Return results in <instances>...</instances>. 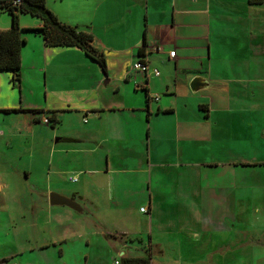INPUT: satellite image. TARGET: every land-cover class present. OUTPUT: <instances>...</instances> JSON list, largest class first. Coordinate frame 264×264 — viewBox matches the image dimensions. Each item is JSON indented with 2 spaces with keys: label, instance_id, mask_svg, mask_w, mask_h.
Segmentation results:
<instances>
[{
  "label": "crops",
  "instance_id": "obj_1",
  "mask_svg": "<svg viewBox=\"0 0 264 264\" xmlns=\"http://www.w3.org/2000/svg\"><path fill=\"white\" fill-rule=\"evenodd\" d=\"M46 1L60 19L70 24L94 23L102 7L111 2V6L104 8L106 17L103 24L108 29L114 22L123 23L120 32H118L121 39L115 40L111 37L114 40L111 41L110 36L109 39H104L102 35H99L100 38L94 35L93 44L107 54L109 58L108 68L115 64L118 69L115 73H110L109 70L105 72L100 63L78 45H51L46 43L40 31L28 28L41 26L43 24L42 18L32 15L36 16L37 20H30L21 16L20 24L24 27L22 36L27 39L22 44L21 49V69L28 61L32 64V69L41 72L43 69L47 78L51 71L49 55L72 53L81 59L84 65L93 69V82L88 87L84 97L70 101L59 99L55 91H50L47 86L44 87L41 83L39 88L27 87L24 82L21 83V79L14 82L12 80L13 71L1 69L0 156L7 147L18 146V148L26 149L31 146L33 148L34 140L31 143V137L35 138L39 125L46 123L43 120L46 116L45 111L16 110L14 108L58 109V117L60 111L77 110L84 115L88 122L93 120L91 130L98 131L99 136L93 139L97 146L90 149L95 153H98L99 149L105 150L104 156L106 157L103 156V160L106 159V162L102 167L80 169V173L75 174L78 176L77 180L70 178V181L82 180L74 189L75 192L91 197L87 191L91 184L109 182L113 192L108 198V206L112 204L117 206L116 209L122 207L125 211H129L130 207L127 205L126 197L129 188H124L123 183L117 182L116 173L120 171V168L116 167L117 154H113L112 151L115 148L118 150L130 138H133L131 142L139 140L140 137L131 135L132 126L136 124V126L142 127L140 140H144L142 137L146 133L147 144L150 146V151L153 147V152L154 150L164 152L169 148L173 151L174 149L170 147L172 140L174 143L188 144L190 149H177L180 158L174 163L160 162L157 166L145 167L146 171L143 170L147 174L144 175L143 184L147 185L146 187L150 190V197L147 198L146 196L144 199L141 197V200L136 202V206L139 211L148 214L150 230L143 215L134 221L126 217L124 222L117 223L122 218L119 217L117 221L113 222L117 231L138 232L142 236L144 233L149 234L153 251L161 254L169 252L174 254L171 262L161 264H210L205 260L212 253L218 252L217 250L223 251V247L227 246L225 243L228 241L225 239L232 231L233 225L236 224L230 225L229 218L237 222L240 217L245 216L246 190L243 178L239 182V177L235 175L238 166L242 163L264 164V149L262 148V144L264 145V3L251 4L248 0ZM71 10H74L73 13H75L73 17L70 16ZM143 14L145 15L143 33V23L139 25V20H136V28L131 29V20L134 17L139 19ZM7 27L10 25H7L5 20L4 23H0V28ZM108 32L107 30L106 33ZM25 34L32 35L25 36ZM145 40H147V45L144 48L145 54L141 55L139 49L142 45L144 46ZM37 50L39 53L37 52L36 55ZM171 50H176L175 55L170 54ZM154 56L161 59L168 56L170 59H176V61L178 58L180 62L191 60L193 65L187 72L185 68L183 69L181 80L177 76L173 77L174 83L172 84V81L153 71V64L150 63ZM42 57L46 58L45 63L43 66L36 67L35 64ZM133 59L137 61L139 59L147 60L150 69L146 78L144 76L138 77L143 73L133 68L135 63L131 65ZM94 62L99 63L101 70L97 66L98 64H94ZM111 62L114 64L112 65ZM201 70H204L202 75L208 78L212 75L215 79H209L217 84V86L205 88L207 90L203 93L202 99L196 100L198 104L208 103L205 112L208 116L205 119L198 111L197 103L193 105L194 113L185 115L178 109V106L172 103L173 98L171 96V93L178 92L177 88L181 90L182 94L189 96L190 81L193 76L200 74ZM41 72L38 73L41 75ZM108 75H110L108 82L112 83V87L118 93L124 92L123 95H127L126 99L120 100L116 96L113 97L110 94L109 86H103L104 78L108 79ZM183 81L186 82L183 83ZM182 83L183 86L181 87ZM144 86L149 89L150 99L143 89ZM217 87L221 90H215ZM140 90L145 91V93ZM155 90H163L165 96L160 100H155ZM138 92L142 93L140 100L138 96H135ZM42 96L44 103L34 101L38 97L42 98ZM188 102L190 103V101ZM164 112L172 113L175 118L174 130L170 133H165L160 129L159 119ZM170 117L164 120L170 119ZM147 120L150 122V126L145 130L144 126ZM156 122H158L157 126L155 125ZM63 138L64 136L61 137V140ZM65 138L81 140L79 137ZM56 141L58 142V139ZM233 142L236 144L240 142L242 146L239 148ZM244 142H248V146ZM69 149L85 150L83 147L60 148L56 145L51 148L50 165L47 170L51 182L50 188L57 190H60L58 188H66L63 185V180L66 177L60 181L63 178L60 175L63 176L62 169L64 167H54L53 163ZM193 154L198 155V157L192 156ZM2 168L0 165V190L6 186L7 188H11V186L17 188L18 183H21L19 179L23 172L26 173L27 178H30L33 172L27 167H22L23 170L16 167L14 169L11 166ZM164 173L171 174V177L166 178ZM89 174L91 176H88ZM154 174H156L155 183H153ZM170 179H172L171 182H169ZM148 183H150L149 187ZM251 185L254 190L260 188V184L256 188L253 184ZM154 187L156 193L161 188L166 187L171 192L166 199H161L156 194L153 210ZM42 191L39 202V199L37 202L32 200L31 209H35L36 213L28 222L29 224L26 223V231L20 228L16 230L21 224L20 218L25 219V213L19 209L18 221L12 228L14 233L22 234L21 232H24L23 234H27L30 227H35L37 231L42 232L43 229L38 222L39 213L50 214L49 216L57 214L64 217L65 221L75 217L70 209L53 208L49 194L45 195L48 190ZM60 192L66 191L60 190ZM67 193L75 197L74 194ZM91 199L94 202L97 201L92 197ZM166 202L172 206L170 215L161 213L160 205ZM7 204V199H2L0 210L5 209ZM142 206H146L148 210H142ZM38 210L39 212H37ZM177 220L186 223L178 225ZM47 221L51 222L52 228H55L58 235L42 241L38 248L44 252H46L47 246L66 241L62 233L64 230L68 231V227H65L67 224L62 226L63 224H58L53 217ZM155 222L162 226L159 229L165 233L159 232ZM168 225L171 227H167ZM59 226L61 229L58 231ZM235 226L238 227L239 224L237 223ZM106 240L110 244L109 239ZM114 240L110 244L112 247L109 245L110 248H114L119 254L123 251L124 253L128 252L129 248L122 246L116 239ZM14 241L17 249L12 253L19 254L20 240L15 238ZM34 249L36 247H32L31 251ZM20 250L21 252L24 251ZM59 252L61 255L64 254L63 247L60 248ZM239 252L244 254V251L240 250ZM251 252H259V250L253 248L249 251V253ZM142 253L141 250H138L136 254ZM88 258L87 254L83 258V264H89ZM9 259L10 255L0 256V262ZM46 262L49 264L48 254ZM25 264L39 263L35 260L26 261ZM215 264L227 263L217 260Z\"/></svg>",
  "mask_w": 264,
  "mask_h": 264
},
{
  "label": "rangeland",
  "instance_id": "obj_2",
  "mask_svg": "<svg viewBox=\"0 0 264 264\" xmlns=\"http://www.w3.org/2000/svg\"><path fill=\"white\" fill-rule=\"evenodd\" d=\"M111 4V2H108V5H104L102 7V10L99 12L98 17L94 23H81L79 25L80 28L92 30L94 35H97V37L99 38V35H102L104 39L110 36L111 41H114L112 40V38L115 40H120L121 35L118 32H120L123 23L114 22L111 26L108 27V29H106L105 25L103 24L106 17L104 8L106 6H111ZM70 12V16L73 17V14H75L73 13L74 10H71ZM21 16L30 20H37V17L32 16V14L30 13H21L20 17ZM11 18L12 16L9 12H2L0 15V23H4L5 20V23L11 26ZM136 20H139V25L143 23V33V29L145 28V15L143 14L141 17H139V19H137V17H134L131 20V29L136 28ZM126 28L129 27L126 26ZM107 30L109 31V35L108 33H106ZM26 35L32 34H25V36ZM40 38L43 37L40 36ZM37 52L39 53V50L35 52L36 55ZM87 58L92 61L89 56H87ZM45 59V57L39 58L37 63L35 64L36 67L43 66V64L45 63ZM108 59L109 58L107 56V62ZM134 59L131 62V65L135 61H137ZM48 60L51 61V71L47 75V78L46 73L43 71V69L42 72L34 70L31 68L32 64L26 61L24 67L21 69V83L24 82L25 86L27 87L32 86L39 88L41 87V83L44 87L47 86L50 91H55L56 96L59 99L63 100L68 99L70 101H75L86 95L88 87L91 86L93 82L92 68L84 65L81 59L77 58V56L72 53H58L55 55H49ZM177 60L178 61H176V59H170L168 56L165 59L154 56V59L150 64H153V68H158L160 70V75L172 81L173 84V77L177 76L178 79L181 80V73L184 71L183 69L185 68V71L187 72L192 68L193 65V62L191 60H185L184 62H180L178 58ZM111 63L112 65L114 64L113 62ZM94 64H98L97 66L100 68L98 62H94ZM38 68L40 69V67ZM117 69L118 67L115 64L114 66H110L108 68L110 73H115ZM38 72H41V75ZM202 72H204V70H201V72L199 73L203 74ZM152 75H150L151 78ZM22 76L24 77V79ZM143 76L144 75L140 74L138 77L141 78ZM107 78H110V75H108ZM209 78L212 80L215 79L212 75ZM185 82L183 81V83ZM183 83L181 84V87L183 86ZM103 86H109L110 94L113 97L116 96L120 100L127 98V95H123L124 92L118 93L117 90L112 87L111 82H106V78H104ZM210 89L212 90L213 88ZM218 89L221 90V88L219 87H217V89L215 90ZM205 90L207 89L199 91H193L191 89L189 91V96L188 94L186 96L185 94H182L181 90L177 88L178 92L171 93V96L173 98L172 103L178 106V109L184 112L185 115L189 113L193 114L195 110L193 105L197 103L196 100L202 99ZM140 91L142 93H145V91L143 90ZM142 93L138 92L135 96H138L140 100V98L142 97ZM155 93V100H160L165 96L163 90H155ZM156 95H158V98H156ZM43 100L44 98L42 96V98L38 97V99L34 101L44 103ZM188 101H190V103ZM198 108V111L203 116L202 118L205 119V117L208 116V114L205 113L206 109L208 108V103H200L198 104ZM59 114V118L61 119V121L57 123L56 126H53L49 123H43V125H39L35 138L33 136L31 137V143L34 140L33 148H31V146L30 148L26 149L22 147L18 148V146L12 148L7 147L0 156V165L3 168L11 166L14 167V169L16 167L19 170H23L22 167H27L28 169H31L33 171L30 178H27L26 173L22 171L23 175H21L19 179L21 183H18L17 188H14V186H11V188H7L6 186L2 188L3 190H0V202L4 198L7 199L8 202L6 208L0 210V256L6 257L7 255H10L9 260L0 262V264H14L18 262L25 264L26 261L32 262L35 260L39 264H47V254L49 255V264H83V258L87 254L89 257V264H114L115 259L120 255L117 250H115L114 248H110V246L112 247V245L110 244L115 241L114 239L120 242L122 246H126L127 248H129L128 252L130 253H137L138 250H141L142 252L147 251L146 246L148 247L149 244H151V237L149 234L144 233L143 236L138 232H124L125 234H122L123 232L115 230L116 226L113 221H117L119 217L122 218L118 220L117 223L124 222L126 217L134 221L136 218L143 215V217L146 219V225L150 230V220L147 216L148 214H146V212L144 213L139 211L138 207L136 206V202L141 200V197L143 199L146 196L147 198L150 197V190L146 187L147 185L143 184L144 175H147L143 172V170L146 171L145 167H151L153 165L157 166L160 162L174 163L175 161H177V159L180 158L179 154L177 153V149H190L191 147L185 143H174V140H172V143H170V147L174 149L173 151L169 148L164 152L155 150L153 152V147L152 151H150V146L147 144L148 139L146 133H144L142 137L144 140H140L142 136L140 134L142 127L140 128L139 126H136V124H134L130 132L131 135L140 137L139 140L131 142V139L133 138H130L126 141L125 144L121 145V147L118 149L120 151H118L116 148L114 151H112L113 154H117L116 167L120 168V171L116 173L118 179L117 182L123 183L124 188H129L128 194L126 196L127 205H129L130 207L129 211H125L124 209H122V207L116 209V205L111 204V206H108V198L111 195V192H113L108 184L109 182H93L95 185L91 184V186H89L90 188L87 191L94 200H97L95 202L91 199V197L75 192L74 189H76V187L82 182V180L70 181V177L72 175L79 174L80 169L85 170L94 168L95 166L102 167L104 162H106V159L103 160V156L105 155L104 153L106 152L103 149H99L98 153H95L90 149L94 146H97L96 142L93 139L94 137L99 136L98 131L91 130L93 120L88 122L84 115L82 113H79L77 110H64L60 111ZM170 114L172 113L164 112L160 115V129H162L165 133H170L172 130H174L175 118L173 117V114L170 117ZM168 117H170V119L164 120ZM157 123L158 122L155 123L156 126ZM149 126L150 122L147 120L144 126L145 130ZM62 136H64V138L61 140ZM65 137H79L81 138V140H69ZM57 139L58 142L56 141ZM233 143L236 144V142ZM244 144L248 146L249 143L244 142ZM53 145H56L60 148H85V150L82 151L69 149L66 153H64L63 156L57 158L54 161L53 166L64 167L62 169L63 176L60 175V177L63 178H61L60 181H62L66 177V179L63 180V185H65L66 188L58 189L66 191L63 192L66 194H68L67 192H70V194H74L75 198L85 206L86 211L79 212L78 210L73 209L68 205H53V208H67L72 210V212L75 214V217L65 221L63 219L64 217H60L57 214L54 216H49L50 214L48 215L44 212V214L39 213L38 222L40 223V227L43 229L42 232H40V230H38V232L35 227H30V229L27 231V234H23L24 232H21L22 234H18V232L14 233L12 228L15 227L18 221L17 219L19 217V209H21L22 213H25V219L22 220L23 217L20 218L21 220L19 222L21 224L16 228V230L20 228L26 231V223L30 222V220H32L36 213L35 209H31L32 200H36L35 202H37V200L39 199V202L41 200L40 192H43L42 190L44 189L48 190V193H45L46 196L51 190H57L55 188H50L51 182L47 173L48 167L50 165L49 154ZM236 145L239 148L242 146L240 142ZM262 148L264 149L263 144ZM192 156L198 157V155L196 154H193ZM105 157L106 156H104V158ZM235 175L239 177V182L241 181V178H243L244 181V187L246 190L245 216L240 217L237 222L236 220L234 221L229 218L230 225L232 223H236L235 225H237L238 223L239 226L236 227L235 225H233L232 231L225 239L226 241H228V243H225L227 246L223 247V251L217 250L218 252H214L211 255L209 254L210 257H208L205 261L210 264H215L217 260H221L222 263L227 264H240L242 262H244L245 264H263L264 164L258 165L257 163H242L240 166H238V171L235 172ZM88 176L91 175L89 174ZM165 176L169 179L171 177V174H165ZM171 181L172 179L169 180V182ZM155 182L156 174H154L153 176V183ZM251 184H253L255 188L260 184V188L258 190H254L252 189ZM149 185L150 183H148V187ZM156 188L155 192L153 191V210L155 207L154 199L156 197V194L160 196L161 199H166L168 197V194L171 192V190L166 187L161 188L159 192L156 193ZM252 192H255V194H252ZM44 198L46 199V197ZM160 208L162 214L170 215L172 213V206L169 204V202L160 205ZM37 212H39V210ZM50 217H53V219H55L58 224H63L62 226H65L67 224L65 227H68V231L64 230L62 233L64 235V238H66V241L61 242L60 244H51L50 246H47L46 252H44L42 249L38 248L41 245L42 241L49 240L51 237L58 235L55 228H52L51 222L47 221L48 219H50ZM177 223L178 225H181V223L186 222L177 220ZM155 224L156 228L159 230V232H161L159 228L162 226L157 222H155ZM167 227L171 226L168 225ZM60 229L61 227L59 226L57 230L59 231ZM157 234L158 232L156 233V235ZM15 238L20 240L19 245L21 247L18 249V251L20 252L19 254L12 253L17 249V245L14 241ZM131 238L135 239L136 241H131ZM106 239H109L110 244L107 243ZM32 247H36V249L31 251ZM61 247H63L64 249V254L62 255L59 252ZM253 248L254 250H259V252L249 253V251ZM20 249L24 251L21 252ZM240 250L244 251L243 255L240 254V252L238 253V251ZM148 252H150L152 255L154 261L153 264L171 262L174 255L172 252L161 254L155 250L153 251L152 249H149Z\"/></svg>",
  "mask_w": 264,
  "mask_h": 264
},
{
  "label": "trees",
  "instance_id": "obj_3",
  "mask_svg": "<svg viewBox=\"0 0 264 264\" xmlns=\"http://www.w3.org/2000/svg\"><path fill=\"white\" fill-rule=\"evenodd\" d=\"M248 1L251 4L264 3V0ZM2 12H9L11 14L12 25L8 28H0V70H12V80L14 82L20 79L22 66L21 49L22 44L27 41V39L22 36V29H24V27L20 25L21 12L30 13L42 18L43 24L41 26L28 28L40 31L46 43L51 45H78L83 48L88 55L98 61L105 72H108L106 54L93 44L95 37L93 31L80 28V24L74 25L60 19L58 14L47 5L46 0H0V15ZM146 45L147 40H145L144 46L142 45L139 49V54H145L144 48ZM143 89L146 91L148 99H150L151 96L148 87L144 86ZM14 109L45 111V115L49 117V121L46 123L52 124L53 126H56V124L61 121L57 115L58 109L50 108L45 110L44 108L37 107ZM122 234L125 233L123 232ZM130 240L136 241L133 238ZM146 249L147 251L142 254L126 252L120 254L117 258H120V264H153L151 251L148 252L149 249H152L151 244H149L148 247L146 246Z\"/></svg>",
  "mask_w": 264,
  "mask_h": 264
},
{
  "label": "water",
  "instance_id": "obj_4",
  "mask_svg": "<svg viewBox=\"0 0 264 264\" xmlns=\"http://www.w3.org/2000/svg\"><path fill=\"white\" fill-rule=\"evenodd\" d=\"M109 78L106 79L108 82ZM212 86H217L216 83L212 82L207 76L202 74H196L190 81V87L193 91H199ZM49 200L52 205H68L79 212H85V206L79 202L75 197L68 194L62 193L57 190H51L49 192ZM124 251L121 253L123 254Z\"/></svg>",
  "mask_w": 264,
  "mask_h": 264
},
{
  "label": "built area",
  "instance_id": "obj_5",
  "mask_svg": "<svg viewBox=\"0 0 264 264\" xmlns=\"http://www.w3.org/2000/svg\"><path fill=\"white\" fill-rule=\"evenodd\" d=\"M175 53H176V50H171V52H170L171 55H175ZM133 68L136 69V70H138V71H141L143 73L144 77L146 78V76L148 75V71L150 69V65H149V63L146 60L139 59L138 61H135ZM153 71L156 74H159L160 73V70L158 68H153ZM156 98H158V95H156ZM43 120L45 122H48L49 121V117L48 116H45L43 118ZM71 179L72 180H77L78 179V176L77 175H73V176H71ZM141 209L142 210H148V208L146 206H142ZM115 263L116 264H120L121 263L120 258H117L115 260Z\"/></svg>",
  "mask_w": 264,
  "mask_h": 264
}]
</instances>
